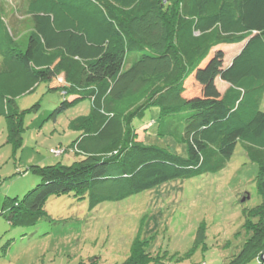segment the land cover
Returning <instances> with one entry per match:
<instances>
[{"label": "trees", "instance_id": "obj_1", "mask_svg": "<svg viewBox=\"0 0 264 264\" xmlns=\"http://www.w3.org/2000/svg\"><path fill=\"white\" fill-rule=\"evenodd\" d=\"M0 8V113L9 141L21 146L27 110L17 98L40 81L58 80L73 103L92 101L90 113L70 123L81 131L70 149L81 159L31 165L40 182L22 198H5L10 224H36L50 196L89 195L93 209L216 172L242 141L259 164L262 203L247 212L252 234L223 264H264V0H26L23 25L6 23ZM224 44H240L227 64ZM216 77L228 84L224 93ZM152 106L160 107L158 133L187 142L188 156L140 140L134 120ZM149 248L138 233L120 264H157Z\"/></svg>", "mask_w": 264, "mask_h": 264}, {"label": "rangeland", "instance_id": "obj_2", "mask_svg": "<svg viewBox=\"0 0 264 264\" xmlns=\"http://www.w3.org/2000/svg\"><path fill=\"white\" fill-rule=\"evenodd\" d=\"M25 1L0 0L8 12L6 23L24 24ZM239 46L220 47L225 52L224 64ZM134 56L128 55L126 65ZM214 80L220 91L223 81L219 77ZM58 83L55 79L40 81L31 92L17 98L19 108L27 110L20 147L9 141L7 120L0 113V264H92L94 260L120 264L129 256L138 233L149 241L157 264H223L240 252L252 234L245 227L247 212L262 203L257 184L259 164L249 157L242 141L216 172L174 179L93 209L89 195L50 196L44 207L46 214L36 224H10L1 214L5 198H22L40 182L30 171L31 165H70L82 157L70 150L81 134L70 123L89 114L92 101L83 98L71 102L75 97L57 89ZM261 109L264 111V96ZM160 121L158 106L136 118L140 140L188 156L187 142L158 133ZM56 149L68 151L57 155L52 152ZM201 227L205 239L199 243ZM249 264L259 263L254 260Z\"/></svg>", "mask_w": 264, "mask_h": 264}, {"label": "crops", "instance_id": "obj_3", "mask_svg": "<svg viewBox=\"0 0 264 264\" xmlns=\"http://www.w3.org/2000/svg\"><path fill=\"white\" fill-rule=\"evenodd\" d=\"M239 47H240V46H239ZM239 49H240V48H238V50H239ZM238 50H237V51H238ZM237 51H235V52H237ZM223 83H224L225 86H224L222 89H220V92H221V93H224V91H225V90L227 89V87H228V84H227L226 82L223 81ZM258 263H259V262H258ZM259 264H260V263H259Z\"/></svg>", "mask_w": 264, "mask_h": 264}, {"label": "water", "instance_id": "obj_4", "mask_svg": "<svg viewBox=\"0 0 264 264\" xmlns=\"http://www.w3.org/2000/svg\"><path fill=\"white\" fill-rule=\"evenodd\" d=\"M245 200V198H243V201ZM261 260L264 262V253H262L261 255Z\"/></svg>", "mask_w": 264, "mask_h": 264}]
</instances>
